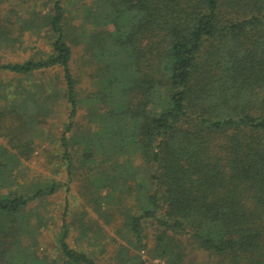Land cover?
Wrapping results in <instances>:
<instances>
[{
    "label": "trees",
    "instance_id": "obj_1",
    "mask_svg": "<svg viewBox=\"0 0 264 264\" xmlns=\"http://www.w3.org/2000/svg\"><path fill=\"white\" fill-rule=\"evenodd\" d=\"M43 5L0 0V264H96L73 227L112 264H264V0ZM38 154L83 201L54 253L31 203L60 184H16Z\"/></svg>",
    "mask_w": 264,
    "mask_h": 264
},
{
    "label": "rangeland",
    "instance_id": "obj_2",
    "mask_svg": "<svg viewBox=\"0 0 264 264\" xmlns=\"http://www.w3.org/2000/svg\"><path fill=\"white\" fill-rule=\"evenodd\" d=\"M37 1L39 4V8L43 9V4L48 2L49 0H34V2ZM83 0H63V2L71 3L76 2L78 5H81ZM89 2V1H88ZM45 7V6H44ZM24 46L26 47V52H22L20 56L15 57L16 55H7L8 58H14V59H24L29 56V53H31L33 48H47V44L45 42V39L41 37H37L35 35L26 34L24 37ZM83 112V109L80 110L79 119H81V114ZM67 114H64V117H66ZM66 119V118H65ZM51 122V128L49 129V132H58L61 130L62 121H57L56 119L53 120L50 118ZM46 131L45 133L40 132L36 135V139L38 140L37 143L40 144L41 140H44L46 138ZM39 137V138H38ZM0 142L3 143V141L0 139ZM55 147V146H54ZM7 160V158L5 159ZM4 162V160H3ZM55 162V161H54ZM49 167L45 166L43 156L38 154V157H34L30 161H25L22 159V163L19 166V169L15 170L16 172V184L18 186L19 191H22L27 194H32L37 188H44L47 186H50L53 180H55L57 183L60 184V187L56 189V192L53 194H50L47 199L44 200H36L32 202L31 206L35 207V205H38L39 208H37L38 212L41 214H45L47 210L49 209V214L53 216L54 219H51L48 221L49 225L48 227H40L39 230H41L39 233V238L41 241L40 248L42 251H46L49 253L55 252V241L54 238L56 231L58 230V223H59V216L63 211V208L65 205L68 204V211H67V221L66 223L69 224V221L71 218H75L77 216L78 218V211L81 209L82 205V198L80 197L77 189L76 183H69L66 173L63 171L62 168H60L59 173H55L53 171V168L55 169V163ZM52 168V169H51ZM69 184V186H68ZM44 205L45 207L41 206ZM46 208V210H45ZM45 210V211H44ZM34 220V219H33ZM52 222H55L53 224ZM61 226V224L59 223ZM72 227V226H71ZM151 232V231H150ZM80 233L79 229L72 228V232L69 238V242L71 245L75 247H82L89 253L93 252L95 258H96V264H112L109 260V254H111V246L107 245L106 249L107 252H103L102 246L104 245L103 236L100 238L97 236V240L92 231L88 232L86 237H83V235H78ZM98 234V232H97ZM101 235V234H100ZM96 236V235H95ZM137 250L134 249L132 246L129 247V253L136 252ZM140 254L143 259L147 260L146 264H166L163 260L159 258H148L149 255L145 250H141Z\"/></svg>",
    "mask_w": 264,
    "mask_h": 264
}]
</instances>
